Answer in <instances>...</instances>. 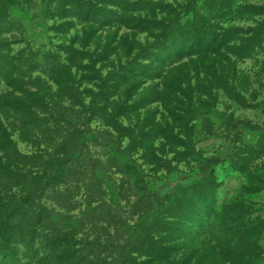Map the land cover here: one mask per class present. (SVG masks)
I'll return each mask as SVG.
<instances>
[{
  "label": "rangeland",
  "instance_id": "374dc122",
  "mask_svg": "<svg viewBox=\"0 0 264 264\" xmlns=\"http://www.w3.org/2000/svg\"><path fill=\"white\" fill-rule=\"evenodd\" d=\"M0 66V264H264V0H0Z\"/></svg>",
  "mask_w": 264,
  "mask_h": 264
},
{
  "label": "trees",
  "instance_id": "16d2710c",
  "mask_svg": "<svg viewBox=\"0 0 264 264\" xmlns=\"http://www.w3.org/2000/svg\"><path fill=\"white\" fill-rule=\"evenodd\" d=\"M138 25L136 26L137 28H139V25L144 24V28L143 29H147V25H151V21H138L137 23ZM158 25L157 28V35L155 36V41H156V45H154L151 49H161L162 51H164V54L166 55L165 58H162L161 61H165L164 59H168L170 56L172 57H176L175 59L177 60V57L180 55L182 49L180 48V46H182V41L184 39V37L187 38H194V34H191L192 32L186 33L183 30V27H181V25H162V24H156ZM140 29V28H139ZM191 46H193V43L191 44ZM190 46V47H191ZM147 55V54H146ZM156 56V55H155ZM146 56H141V59L145 58ZM179 59V58H178ZM45 61H50L51 64H45V65H49L47 67H49V73L51 74V76L53 77V79H55V81H63L64 79H66L67 81L69 80V73L67 71V69L63 66H60L58 64H55V62L53 60H50V57H47L45 59ZM11 63H4V70H6L8 73L11 69L10 66ZM2 66H0L1 68ZM126 74L124 73L122 79H130L133 77V69L131 67L126 69ZM8 143H11L10 140H8ZM6 154H7V159L9 162L14 163L13 165L15 166H10V164H6L4 167V171L6 172H18L21 169H19L17 166V163L19 162L17 159L20 158L21 156L19 155V153H17V151L15 150V148L11 149L8 148L7 150H5ZM1 169V168H0ZM17 170V171H16ZM17 174H20L19 172ZM21 175V174H20ZM139 190L143 192L144 195L146 196H151V194L148 192L147 188L144 186V184H141L139 187ZM21 209L19 207H17L16 209L11 210L12 214L18 212V210ZM1 211V208H0ZM11 215V214H10ZM8 215L3 222L6 223V221L8 219H11L13 216ZM26 223H28V221H26ZM19 226H12V228L9 227H5L3 224H0V236H5L11 233L12 230H18ZM1 238V237H0ZM0 249H2V246H0ZM4 250V249H3Z\"/></svg>",
  "mask_w": 264,
  "mask_h": 264
}]
</instances>
